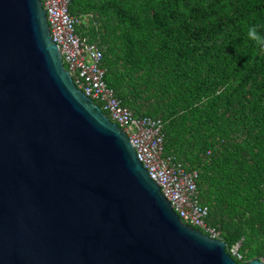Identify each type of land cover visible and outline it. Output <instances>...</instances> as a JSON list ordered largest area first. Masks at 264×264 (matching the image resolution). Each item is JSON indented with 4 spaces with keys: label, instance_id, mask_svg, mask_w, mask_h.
<instances>
[{
    "label": "water",
    "instance_id": "obj_1",
    "mask_svg": "<svg viewBox=\"0 0 264 264\" xmlns=\"http://www.w3.org/2000/svg\"><path fill=\"white\" fill-rule=\"evenodd\" d=\"M0 264H237L74 85L41 0H0Z\"/></svg>",
    "mask_w": 264,
    "mask_h": 264
},
{
    "label": "trees",
    "instance_id": "obj_2",
    "mask_svg": "<svg viewBox=\"0 0 264 264\" xmlns=\"http://www.w3.org/2000/svg\"><path fill=\"white\" fill-rule=\"evenodd\" d=\"M69 1L115 97L160 120L163 156L197 171L227 252L264 260V47L247 36H264V0Z\"/></svg>",
    "mask_w": 264,
    "mask_h": 264
},
{
    "label": "built area",
    "instance_id": "obj_3",
    "mask_svg": "<svg viewBox=\"0 0 264 264\" xmlns=\"http://www.w3.org/2000/svg\"><path fill=\"white\" fill-rule=\"evenodd\" d=\"M52 41L57 45L64 68L74 85L96 104L126 134L136 157L170 202L181 221L199 229L212 239H221V231L208 225L207 207L197 199V171L187 172L174 157L163 156L164 135L160 120L137 118L124 107L104 81L102 51L96 43L77 33L80 20L70 15L69 0H41ZM240 244L228 253L242 259ZM264 261L263 259H261Z\"/></svg>",
    "mask_w": 264,
    "mask_h": 264
},
{
    "label": "clouds",
    "instance_id": "obj_4",
    "mask_svg": "<svg viewBox=\"0 0 264 264\" xmlns=\"http://www.w3.org/2000/svg\"><path fill=\"white\" fill-rule=\"evenodd\" d=\"M247 36L250 40L254 41L257 45L264 47V36H261L255 26L248 29Z\"/></svg>",
    "mask_w": 264,
    "mask_h": 264
}]
</instances>
